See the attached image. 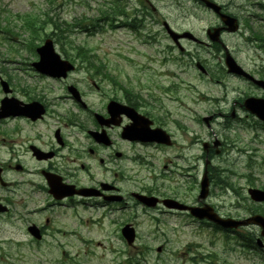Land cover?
Here are the masks:
<instances>
[{
  "label": "rangeland",
  "instance_id": "374dc122",
  "mask_svg": "<svg viewBox=\"0 0 264 264\" xmlns=\"http://www.w3.org/2000/svg\"><path fill=\"white\" fill-rule=\"evenodd\" d=\"M87 2L88 6L84 3L81 6L76 5V0H53V3L49 0H0V27L11 31L4 32L0 29V77L7 80L10 88L15 90L11 94L14 95L21 88L30 96H43L48 105L62 102L66 108L69 99L64 97L67 95L64 87L71 83L76 84L87 95L85 102L92 110L102 107L105 98L110 95V86L117 97L127 92L140 95L143 99L135 102L140 105L150 104L147 107L152 114L149 115L165 124L177 144L183 147L187 161L183 167L189 165L190 175L186 178L180 176L184 182L182 186L177 187L172 183L171 187L172 177L168 173L170 167L163 168L168 165V156L175 153L176 148L169 147L164 154L154 151L156 155L153 163L145 162L139 166L121 163L126 168V173L119 174L121 193L126 195L129 190L139 191L155 186L161 194L176 195L185 201H192L195 195L196 203L199 179L204 169V154L206 155L202 142L212 144L218 140L223 142V149L220 155L209 157L213 167L218 170L214 180L216 185L211 184L207 201L216 204L214 207L219 213L234 217L248 216L254 206L246 195V189L251 185L260 188L264 185V123L252 114L247 115L245 109L238 106V101L241 102L240 98L250 94L257 96L260 91L244 80L228 75L221 66L222 55L211 47H197L187 42L184 46L187 51L184 54L176 48L172 49L171 40L161 28V21L166 20L172 28L190 30L200 39H204L206 28L219 22L217 17L204 12L201 6L190 0H119V6L128 15H116L111 11L106 16L115 27H111L108 22H101L97 27L98 32L87 34L76 27L80 19L86 18L83 22L89 24L96 23L100 16L98 8H103L101 10L106 12L108 10H104V7L111 5L116 8L117 5L113 0ZM143 5L153 19L157 20L156 24L148 18L142 24L141 31L136 34L125 27H117L119 22L131 21L135 9H140ZM47 11L49 16L59 22L65 21L58 28L59 31L45 23L36 25L33 30L23 29L22 20L30 21ZM241 18L244 26L264 34V24H260L258 20L252 22L250 18H246L244 11ZM59 32L63 34L55 36ZM46 37L53 39L56 50L63 58L74 61L78 67V70L70 73L66 81L29 76L32 75L30 62L37 59L35 47ZM150 37L157 42L156 45L153 40L151 43L146 42ZM224 40L231 45L234 57L247 70L264 69L263 51L254 50L238 36H225ZM160 50L169 59L168 64L162 67H159L156 60L159 59ZM78 51L82 53L81 57ZM94 55L96 59L84 60ZM93 61L104 64L119 85H112L109 78L94 74L90 67ZM197 62L207 70V74L199 70ZM164 69L166 76L161 77L160 73ZM172 71L178 72V79L171 76ZM92 82L100 85L101 89H91ZM171 82L179 84L176 91H170ZM232 107L239 119L218 116L212 122L211 130L202 122V116L216 114L218 111L226 112ZM71 113L74 114V111ZM61 117L68 120V116L64 114ZM18 124L22 128V135L32 137L35 133L43 132L42 137H45L44 127L39 122L30 126L21 120ZM10 125L8 122L6 126ZM8 137L15 140L18 138L16 133H8ZM1 154L5 155L2 152ZM21 163L25 165L26 172L22 175L10 168L7 175L9 180L20 183L40 178L38 173L36 176V172L41 164L33 161L28 153L23 156ZM178 163L182 164L181 160ZM220 167L230 170L222 172ZM90 170L95 168L91 167ZM161 173L165 177H159ZM106 174L110 175L96 171L95 181L105 178ZM218 179L230 182V186L236 191L230 187L221 190ZM4 189L0 187V195ZM130 203L132 206L129 210L125 208L120 211L118 228L126 221L134 222L136 239L133 246H128L121 236H107L106 224L103 226L104 231L89 224L87 227H79V240L68 234L55 233L59 228L63 231L70 226L73 230L77 228L75 224L66 226L67 218L60 220L58 216H55L57 227L49 228L48 236L43 241L36 242L27 232V223L31 220H40L43 223L44 218H52L53 213L46 210L38 216L26 219V212L23 213L16 206L12 214L0 219V264H118L119 261L120 264H130L134 263L133 258L137 254L142 264H264L259 257V250L241 248L234 240H227L224 233L206 224L195 221L187 225L190 220L182 215H161V209L144 210V206L132 201ZM248 231L258 236V228L250 226ZM158 246L162 247L160 252L156 250ZM101 255H105V261L100 263L97 258H101Z\"/></svg>",
  "mask_w": 264,
  "mask_h": 264
},
{
  "label": "flooded vegetation",
  "instance_id": "af4514ba",
  "mask_svg": "<svg viewBox=\"0 0 264 264\" xmlns=\"http://www.w3.org/2000/svg\"><path fill=\"white\" fill-rule=\"evenodd\" d=\"M190 1L194 2L198 6L203 7L204 12L208 14H214L217 17L219 22L209 26L210 28L215 26L222 27L220 17L213 9L206 7L201 0ZM213 1L220 5L221 13L229 14L237 19L239 24L238 29L232 32L227 30L229 25L224 27L225 29L220 31L222 43L213 42L207 31L204 33V40H201L197 35H195V39L191 40L195 46L202 45L204 47H211L213 50L219 52H224L225 47H227L231 52H233L231 45L229 46L227 44V42L224 40V37L238 36L243 40L244 43L248 44L254 50L264 49L263 37L257 32L250 31L246 26L245 30L243 28V22L241 18L243 11L247 15L252 8L258 9L259 12H264V0H243L242 2H236L235 0H227L225 2L221 0ZM135 13L138 15V25L140 26L145 24L148 18L152 23H157V20L153 19L145 5L140 7V9H135ZM165 21L166 20L161 21V28L162 32L166 34ZM179 41L183 43V41L190 40L183 38L179 39ZM171 46L172 48H177L179 43L176 45L171 43ZM178 48H180V51L185 52L182 47L179 46ZM220 60H222V56L220 57ZM76 70H78V67H76ZM249 72L259 79H264V69L252 70ZM94 74L98 75L96 71ZM69 76L70 75H67L65 78H49L48 76L46 77L33 71L30 78L45 77L52 80L61 81V79H63L66 81ZM243 80L249 83L250 86L259 89L260 93L257 96H264V89L255 85L246 78ZM70 84H66L64 87L67 90V95L64 97L69 99V104L66 108L62 109H55L53 104L50 103L49 105L51 106H49L43 96L39 94H37L35 97L30 96L21 88H18V91L16 90L14 95L11 94L12 96L18 97L24 102H29L31 100L42 101L45 112L41 118L36 120L20 115H11L0 118V187L5 188L3 193L0 195V219L4 218L6 215L12 214L16 206H19L21 209H24V206H43L32 211L31 215L28 214L30 216H38L41 211H44L48 207L68 206V199L74 201L82 197L83 200L87 201L89 200V197H92L74 195L64 199H56L51 195L47 181V176H53L59 179L58 184L61 183V185L68 184L73 185L74 187H87L95 189L96 193H93V195L102 197L103 199L101 202V207L89 206L93 211L99 214L98 215L95 213L96 215L91 217V223L93 225L101 226L103 220L108 219V224L111 226H116L118 230V219H114L113 215L114 212L119 209V203L114 202L118 201L115 198L122 194L119 188V174L126 173V168L121 166V163H130L131 166H139L145 162L153 163L155 156L150 153L151 151L160 150L166 153L165 149L169 147H178L180 148L179 154L175 156L174 159L169 160V162L173 164L175 159L184 157L183 147L179 146L174 140L172 141L171 145H164L155 143L153 141H141L140 139H129L123 137L122 130L128 125H134V127L139 130L147 129L148 127H158L167 130L165 128V124L163 125L159 123V121L155 120V118L149 115L152 114V112L147 107L150 106V104L140 105L135 102V100H142L143 98L132 94V92L129 94H122L121 96L117 97L115 90H113L110 86V90L108 91L110 95L105 98V102L102 107L99 110H97V108L92 110L88 106V103L85 102L87 95L83 93V91H81V89L76 84H72L75 86L76 91H70ZM91 89L100 90L101 86L95 82H92ZM12 91L15 92L13 89ZM3 96L4 94L0 93V100ZM111 101L119 102L121 105L110 103ZM122 103L135 108L138 113L143 114L149 120H144L141 118H136L133 120L124 112L123 108L121 107ZM142 108L145 110H142ZM230 110L231 109H228L226 112L218 111L216 114L211 113L212 122H215L218 116L225 119L229 115ZM56 111H60V113L58 114ZM71 111H74V114H72ZM62 114L68 116V120H63L61 117ZM18 120L27 122L30 124V126H33L38 122L42 123L46 121L47 124H42L45 128V139H43L42 135L39 133H35L32 137L22 135V128L20 126H16V124H18L16 121ZM52 121L57 122L58 124L54 127L51 125ZM7 122H15L14 124H11V128H13V130H10V128L6 126ZM167 132L169 131L167 130ZM8 133H16L18 138H16V140L9 138ZM95 133H102L103 137L101 139H95ZM171 136L173 137L172 134ZM8 141H11L12 143H8ZM218 143L219 145L217 149L218 152H221L223 149V142L218 141ZM36 147L40 149L41 152L38 151ZM214 150L215 148L209 144L207 147V156L212 155V151ZM1 152L5 153V155H2ZM26 153L30 155L33 161L42 164L39 169V177L41 178L42 182H40L41 180L36 182L28 180L20 183L18 186V184L12 179L9 180L7 175L10 168L18 171L19 169H17V167L22 166L20 170L24 171V166L21 165L20 162ZM37 153L39 154L38 156H41V158H37ZM46 153L47 158L44 157ZM91 167L92 169L95 168V170L100 172L110 173V175L106 174V180H99L96 184L94 176H83V171H89ZM163 168L167 169V166L164 165ZM172 169L178 168H175V165H171V169L168 170V173L172 177V181L170 182L171 187H173L172 183H175L177 187L182 186L184 183L182 180L183 178L181 179L180 175L174 176V171ZM189 175L190 174L187 172L185 178L189 177ZM158 176L165 177V175L162 173ZM23 185L25 187H23ZM131 192L134 193L135 191L129 190L126 195L123 194L126 199L124 203H127L128 199L133 200L134 197L131 196ZM138 192L144 193L146 195L157 196L160 201L164 198H173L188 205H195V195L192 201H185L178 198L176 195L161 194L158 189L155 188V186L146 189H140ZM193 192L195 194V187L193 188ZM93 199L96 200V198ZM89 204L96 205L97 202L90 201ZM214 206L217 205L215 204ZM104 208H107V210L103 211ZM99 211L101 212L99 213ZM71 216L76 225L81 226L87 222V220L82 219L83 216L77 212ZM54 223L55 220L53 218L45 217L43 223L40 220L39 222L31 220L27 223V227L29 224H35L44 235L49 233V228L55 229L53 225ZM69 233L79 237V233L73 231L72 229L69 231Z\"/></svg>",
  "mask_w": 264,
  "mask_h": 264
},
{
  "label": "water",
  "instance_id": "95a60500",
  "mask_svg": "<svg viewBox=\"0 0 264 264\" xmlns=\"http://www.w3.org/2000/svg\"><path fill=\"white\" fill-rule=\"evenodd\" d=\"M208 5H211L218 9L217 6H215L213 3L208 2ZM221 18L225 24H231L234 19L227 16V15H221ZM235 26H229L228 29L234 30ZM168 33L173 37V39L176 40V38L179 36L177 33L169 29L167 27ZM220 28H215L213 33L210 34L212 39H217V36L219 34ZM184 36L193 37L188 32L183 33ZM37 53L39 54V60L37 62L33 63V66L40 72L46 73L52 76H60L64 75L66 71L73 68V65L69 63L67 60H62L60 56L55 52L53 48L52 41L50 39H46L44 44L37 47L36 49ZM225 64L227 67V71L229 73H236L241 75H246L247 77H250L246 72H244L239 65L234 61V59L227 54ZM251 78V77H250ZM257 84L264 86V81L262 80H254ZM6 84L3 82V88L6 91ZM244 106L246 109H248L251 113H254L258 118L261 120H264V99L255 98V97H248L244 100ZM2 115L4 114H32L40 113L42 111L41 105L38 103H31V104H23V107L20 106V102L17 99L14 98H5L3 100V104L1 107ZM125 113L132 114V110L129 108L123 109ZM130 110V111H128ZM144 119V118H143ZM145 120V119H144ZM204 120L207 122L208 118H204ZM129 130V129H128ZM142 135H144V139L148 140H155L159 142L166 141V137L164 135V132L161 129H153L149 131V133H145L143 131ZM126 134H129L126 132ZM168 142V141H167ZM51 191L54 195H59L60 189L57 188V185H55L54 181L51 180ZM72 194V192H69ZM208 193V179L206 171L203 174V178L201 181V190L199 194V198H204ZM249 193L251 197L254 200L261 201L264 200V191H260L258 189H249ZM62 195V194H60ZM139 200L146 203L147 205H155L156 198L152 196H146V195H136ZM60 197V196H57ZM167 205H172L171 203H174L173 201H167L165 202ZM168 207H176V208H186V206H168ZM191 211V213L199 218L207 217L208 219L215 220L216 222L220 223L223 226H237L242 224H248V223H255L262 227V235H264V217L261 215H253L246 219L242 220H235L232 218H220L218 217L212 207L208 206L207 204L202 207H188ZM29 231L31 234H33L36 238H40V234L38 233V230L35 226L29 227ZM122 234L127 239V242L130 244L134 240V230L129 225H125L122 229Z\"/></svg>",
  "mask_w": 264,
  "mask_h": 264
},
{
  "label": "trees",
  "instance_id": "16d2710c",
  "mask_svg": "<svg viewBox=\"0 0 264 264\" xmlns=\"http://www.w3.org/2000/svg\"><path fill=\"white\" fill-rule=\"evenodd\" d=\"M43 15V16H42ZM32 20L30 21H25L24 20V27L27 29V30H33V28L36 26V25H43L44 23L45 24H50L55 30H58V28H60V23H58L57 20L51 18L49 16V14L47 12H43L41 15L35 17V18H31ZM61 32L59 33H56V36H59ZM63 34V33H61ZM58 40H60V38H58ZM79 50V49H78ZM79 52V51H78ZM81 52H79V56L81 57Z\"/></svg>",
  "mask_w": 264,
  "mask_h": 264
}]
</instances>
